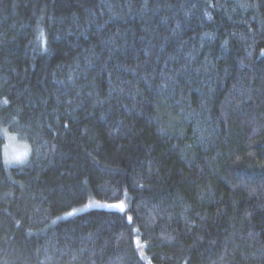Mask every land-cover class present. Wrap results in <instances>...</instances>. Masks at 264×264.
<instances>
[{
  "label": "trees",
  "instance_id": "trees-1",
  "mask_svg": "<svg viewBox=\"0 0 264 264\" xmlns=\"http://www.w3.org/2000/svg\"><path fill=\"white\" fill-rule=\"evenodd\" d=\"M0 125V264H264V0H0Z\"/></svg>",
  "mask_w": 264,
  "mask_h": 264
},
{
  "label": "rangeland",
  "instance_id": "rangeland-1",
  "mask_svg": "<svg viewBox=\"0 0 264 264\" xmlns=\"http://www.w3.org/2000/svg\"><path fill=\"white\" fill-rule=\"evenodd\" d=\"M0 135L3 138V148H2V154L3 159H16L19 161H22L21 163H18L14 166H19L24 164L29 155V144L26 141L20 140L16 134L11 132L6 126L0 125ZM5 164V163H4ZM7 167H11L7 164H5ZM105 206V202L99 201L97 199H89L86 204L76 207L68 212H65L57 217H55L52 222L69 218L77 213H80L82 211L91 209V208H97ZM138 245V242H136Z\"/></svg>",
  "mask_w": 264,
  "mask_h": 264
},
{
  "label": "clouds",
  "instance_id": "clouds-1",
  "mask_svg": "<svg viewBox=\"0 0 264 264\" xmlns=\"http://www.w3.org/2000/svg\"><path fill=\"white\" fill-rule=\"evenodd\" d=\"M3 163L9 165V166H14L18 163H21L22 161L16 160V159H3L2 160Z\"/></svg>",
  "mask_w": 264,
  "mask_h": 264
},
{
  "label": "snow or ice",
  "instance_id": "snow-or-ice-1",
  "mask_svg": "<svg viewBox=\"0 0 264 264\" xmlns=\"http://www.w3.org/2000/svg\"><path fill=\"white\" fill-rule=\"evenodd\" d=\"M119 207H121V208H122V207H123V205L121 204V205H119Z\"/></svg>",
  "mask_w": 264,
  "mask_h": 264
}]
</instances>
